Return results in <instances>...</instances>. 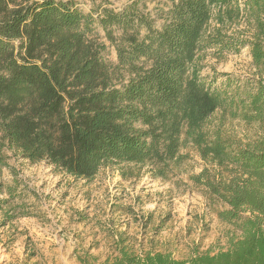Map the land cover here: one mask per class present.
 <instances>
[{"label":"trees","instance_id":"trees-1","mask_svg":"<svg viewBox=\"0 0 264 264\" xmlns=\"http://www.w3.org/2000/svg\"><path fill=\"white\" fill-rule=\"evenodd\" d=\"M128 2L84 13L73 0H0V167L7 149L86 181L122 164L166 178L190 144L209 165L191 180L229 228L226 249L186 260L123 249L102 264H264V0H173L159 29L141 0ZM246 48L252 78L201 80L203 55ZM218 111L256 132L207 130Z\"/></svg>","mask_w":264,"mask_h":264},{"label":"rangeland","instance_id":"rangeland-1","mask_svg":"<svg viewBox=\"0 0 264 264\" xmlns=\"http://www.w3.org/2000/svg\"><path fill=\"white\" fill-rule=\"evenodd\" d=\"M84 13L105 6L120 11L128 0H73ZM173 0H141L156 29L161 28ZM104 61L116 63L114 48L100 28ZM201 80L212 89L254 76L249 50L217 60L200 61ZM223 88V87H222ZM220 129L245 141L256 132L218 111L207 130ZM0 167V264H102L125 249L130 253L170 254L186 260L200 252L226 249L228 227L214 213L202 188L191 180L209 168L190 145L179 150L166 178L154 177L150 166L112 165L89 181L70 177L45 162L31 164L5 149Z\"/></svg>","mask_w":264,"mask_h":264}]
</instances>
